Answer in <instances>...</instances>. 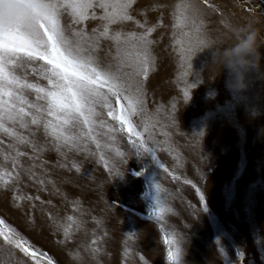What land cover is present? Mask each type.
<instances>
[{"label":"rangeland","instance_id":"obj_1","mask_svg":"<svg viewBox=\"0 0 264 264\" xmlns=\"http://www.w3.org/2000/svg\"><path fill=\"white\" fill-rule=\"evenodd\" d=\"M57 2L0 0V76L51 87L50 66L34 54L51 47ZM90 2L86 20L76 22L71 9L59 18L98 70L126 78L143 56L138 38L149 42L146 75L132 79L144 111L131 121L150 151L135 156L137 138L107 107L96 108L95 139L61 152L42 128L5 122L38 150L0 130V231L14 230L29 248L0 236V264H264V41L243 91L227 69L217 73L212 50L194 57L209 43L231 46L233 29L249 22L264 38V0H134L131 19L116 23L102 19L101 0ZM36 96L25 89L43 105ZM109 99L118 115L126 101Z\"/></svg>","mask_w":264,"mask_h":264},{"label":"snow or ice","instance_id":"obj_2","mask_svg":"<svg viewBox=\"0 0 264 264\" xmlns=\"http://www.w3.org/2000/svg\"><path fill=\"white\" fill-rule=\"evenodd\" d=\"M133 2L134 0H101L98 6L105 11L102 19L109 23L130 20L129 9ZM93 6L90 0H68L65 3H60L58 0L57 15L53 26L49 29L51 47L45 53L34 54L35 59L45 61L50 66L45 77L51 85L49 89L22 82L14 73L0 76V130L13 136L19 144L30 145L36 151L37 144L5 127V122L22 128L33 125L36 126V130L43 129V135L52 141L57 152H61V148L72 150L79 143L96 138L97 121L101 115L96 108L102 106L108 108V115L113 120L118 119L121 130L127 128L128 133L131 134L130 140L132 137L137 138L132 140V143L136 148L135 156H141V149L150 150L144 148V142L139 139L141 133L136 131L131 117L144 111V93L139 84L132 83V79L136 74L146 75L149 42L143 35L138 38L142 43L143 56L131 61L133 72L126 78L113 72L98 70L93 66L92 57L83 54L67 39L59 18L62 9H71L76 22L86 20L88 10ZM187 7L194 8L193 5ZM101 35H107L106 28ZM200 43L203 41L197 36V44ZM192 51V45L184 50L186 59ZM104 87H107V93L101 91ZM25 89H33L37 93L36 100L43 99L45 103L41 105L29 102L25 97ZM41 93L43 95H40ZM109 95L126 101V104L121 105L118 115L112 107ZM187 96L185 92V97ZM99 126L103 127L102 122ZM145 131L147 132L148 129L145 128ZM10 147L14 146L10 145ZM100 147L97 142V148ZM16 155L25 156L27 153L17 149ZM5 160H8L7 156ZM12 163L14 167H20L15 157ZM27 172L31 174L32 170L29 168ZM3 175L8 176L11 181V173L6 171ZM16 175L18 179L19 174ZM117 175L120 177L123 174L117 172ZM9 181H6L5 187ZM3 224L4 221L0 220V225ZM12 234H14L12 229H9L8 233L0 231V236H3L8 244L15 245L27 254L29 252V248L25 246L27 242L18 234L13 238ZM32 255L35 257V252Z\"/></svg>","mask_w":264,"mask_h":264},{"label":"clouds","instance_id":"obj_3","mask_svg":"<svg viewBox=\"0 0 264 264\" xmlns=\"http://www.w3.org/2000/svg\"><path fill=\"white\" fill-rule=\"evenodd\" d=\"M31 22V20H29ZM235 42L228 47L219 48L209 43L196 51L194 57L205 49L212 50L215 70L219 73L227 69L230 73L231 87L243 91L247 87L248 73L259 66L261 59L260 48L264 38L254 22L237 26L233 29Z\"/></svg>","mask_w":264,"mask_h":264}]
</instances>
